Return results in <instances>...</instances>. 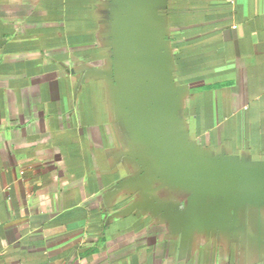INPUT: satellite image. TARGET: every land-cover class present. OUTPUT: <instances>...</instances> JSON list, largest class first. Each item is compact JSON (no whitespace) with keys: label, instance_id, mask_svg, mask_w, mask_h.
Here are the masks:
<instances>
[{"label":"crops","instance_id":"crops-1","mask_svg":"<svg viewBox=\"0 0 264 264\" xmlns=\"http://www.w3.org/2000/svg\"><path fill=\"white\" fill-rule=\"evenodd\" d=\"M0 264H264V0H0Z\"/></svg>","mask_w":264,"mask_h":264}]
</instances>
